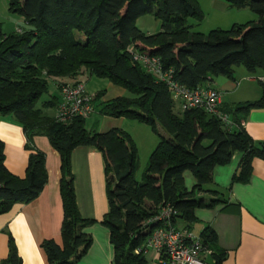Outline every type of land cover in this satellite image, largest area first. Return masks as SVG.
Segmentation results:
<instances>
[{"label": "trees", "instance_id": "16d2710c", "mask_svg": "<svg viewBox=\"0 0 264 264\" xmlns=\"http://www.w3.org/2000/svg\"><path fill=\"white\" fill-rule=\"evenodd\" d=\"M8 1L12 11L24 15L26 24L21 32H4L0 22V115L11 114L23 125L30 154L25 175L13 173L5 163V143L0 138V213L16 202L36 198L43 190L49 178L46 153L33 138L47 135L61 156L64 207L62 243L53 238L42 243L48 264L75 263L93 241L84 228L96 219L81 214L75 190L72 151L78 145H95L105 156L109 211L102 222L110 229L117 264L147 263L143 244L152 225L144 222L163 205L170 203L178 209L174 221L181 217L190 223L196 220L195 208L223 201L219 196L197 195L203 189L219 194L217 189L205 188L216 165L242 151L234 180L247 181L252 159L264 158V140H255L242 121L251 108L264 107V80H260L258 98L220 106L232 116L230 123L203 107L176 112V99L167 83L135 60L128 49L133 45L159 55L163 66L172 67L175 78L190 87L205 84L214 75L234 78L235 64L250 71L264 69V0H226L233 7L251 8L258 18L208 31L194 28L205 18L199 0ZM147 13L160 19V30L148 33L137 25V19ZM83 67L133 93L103 99L105 89H100L94 97L96 110L145 122L158 134L141 179L136 176L139 148L128 130L120 126L91 130L87 117L81 115L68 121L57 119L60 82L64 81L60 78H75ZM51 81L56 83V92H49ZM45 93L51 95L39 105ZM159 123L169 135L160 131ZM187 169L197 179L191 189L184 181ZM200 236L213 250L210 262L222 264L227 251L219 246L216 231L206 226ZM9 239L3 263L24 264L13 236ZM137 247H141L139 252Z\"/></svg>", "mask_w": 264, "mask_h": 264}, {"label": "crops", "instance_id": "0c3cea01", "mask_svg": "<svg viewBox=\"0 0 264 264\" xmlns=\"http://www.w3.org/2000/svg\"><path fill=\"white\" fill-rule=\"evenodd\" d=\"M199 2L205 11V18L198 28L201 31H208L214 27L229 28L235 22L258 18L257 13L251 8L233 7L226 0H199ZM203 24H206L208 29L204 30ZM139 27L151 33L149 28ZM153 27L154 32L161 29V25L158 24ZM237 70L243 76H248L247 71L241 67H237ZM88 72L89 69L83 67L80 73L86 81L90 78L92 80V77L88 78ZM255 72L258 73L260 90L256 85L247 84L244 80L236 83L235 73L234 78L216 77L215 80L213 77L205 85L222 89L223 97L220 106L224 103L233 104L256 99L262 93L260 80H264V70H255ZM71 78L73 77L65 76L60 79L69 80ZM254 78L251 76L250 82L254 81ZM104 89L103 99L123 95L126 92L125 87L112 81ZM98 90L92 91L96 94ZM226 92L231 99L226 98ZM94 112H99L104 117V124L99 131L107 130L112 126L127 129L124 126L125 116L106 115L98 110ZM229 118L231 119L232 116ZM242 121L245 129L255 140H264V107L251 108ZM96 122L98 119L94 118V125ZM92 129L97 130V128ZM132 136L136 140L134 134ZM0 138L5 143L7 167L13 173L24 176L30 150L26 148L27 136L23 125L13 115H0ZM33 142L46 153L49 178L36 198L28 202H16L8 211L0 213V264H4L3 260L8 256L10 235L14 238L18 254L24 264H48L47 253L42 245L43 241L50 238L58 243L63 241L61 229L64 207L60 191L61 156L47 135L36 134ZM157 142L150 135L148 143L151 144L152 150ZM242 156L243 152L237 150L229 162L215 166L212 181L206 183L205 188L217 189L218 195H214L210 190H197L199 196L207 198L219 196L224 200L213 206L195 208V221L189 223L178 217L175 223L178 226H188L194 232V227L198 225L197 234H200L206 226H211L217 233L219 246L227 251L222 264H264V158L255 156L252 159V172L249 179L237 181L234 180V175L239 169ZM105 166V156L95 145L81 144L72 151L75 190L81 214L84 217L96 219L94 223L84 228L93 236L89 249L73 264H117L114 260L115 250L111 241L110 229L102 222L109 211ZM184 172L185 185L191 189L197 182L196 176L192 171L187 173L185 170ZM143 245L147 258L146 264H167L153 246L146 245V242ZM207 259L212 260L210 256Z\"/></svg>", "mask_w": 264, "mask_h": 264}, {"label": "built area", "instance_id": "2783aa9c", "mask_svg": "<svg viewBox=\"0 0 264 264\" xmlns=\"http://www.w3.org/2000/svg\"><path fill=\"white\" fill-rule=\"evenodd\" d=\"M128 49L135 60L141 62L158 80L167 83L174 99L181 101L183 109L203 107L217 114L226 123L231 122L228 114L220 108L222 89L205 84L195 87L187 86L175 78L172 67L163 66L159 55L141 52L133 45H130ZM79 75L60 82L61 97L56 109V117L59 120L68 121L76 115L88 117L96 110L95 93L87 89L86 79ZM178 213L176 207L167 203L158 213L147 219L144 225L147 227L152 225V229L146 245L153 246L167 264H212L207 259L213 251L212 248L203 242L200 234L187 226H178L175 223L174 218ZM135 250L139 252L141 247Z\"/></svg>", "mask_w": 264, "mask_h": 264}, {"label": "rangeland", "instance_id": "374dc122", "mask_svg": "<svg viewBox=\"0 0 264 264\" xmlns=\"http://www.w3.org/2000/svg\"><path fill=\"white\" fill-rule=\"evenodd\" d=\"M194 20L193 18H191V21ZM0 22L2 23V29L4 32H11L13 30L16 31H22L23 25L26 24L25 21V17L21 12L18 11H12L9 8V1L8 0H0ZM137 25L143 27V28H149V30L152 32H154V25L158 24L159 26L161 25L160 19L157 18L154 14L152 13H147L144 15H141L138 20L136 21ZM199 25H196L194 28L198 29ZM202 28H204V30L208 29L206 24L202 25ZM206 28V29H205ZM21 29V30H19ZM148 30V29H145ZM237 67H241L242 69H244L245 71H247V75L248 76H243L241 73H239V71L237 70ZM264 70L263 68H258L257 71H262ZM234 73L236 76V83L239 82L241 83L243 80L245 83L247 84H252V85H256L257 89L260 90V85H259V80H258V73L255 71H249L244 65H238L235 64L234 65ZM88 78L92 77V80L89 79V81H86V86L90 89H88L91 93H94V91L92 90H98L101 88H107V85L110 83V80L106 77H99L96 76L94 74H90V71L87 73ZM90 76V77H89ZM254 76V81L250 82V77ZM214 79L216 80V77H222V78H226L228 79L225 75L223 74H219V75H214L213 76ZM212 82H215L212 80ZM126 89V88H125ZM57 88H56V83L55 81H51L50 83V91L49 92H56ZM126 95H132L133 93L126 89L125 92ZM51 95V93H45L42 97L41 100L39 101V105H41V101L44 98H47ZM226 98L231 99L230 95L227 94L226 92ZM182 105H181V101L179 99H176V103H175V111L176 112H181L182 111ZM97 118L98 122H96V124L94 125L93 123V119ZM104 117L99 113V112H94L92 114V116L88 117L86 119V126L91 129V128H97V130H100L99 128L104 124L103 122ZM126 126V130H128L130 133L134 134V136L136 137V142L138 144L139 147V158H138V165H137V171H136V176L137 178L141 179L142 178V173L146 167V164L148 162L150 153L152 152V147L151 144H149L148 142H150V135H152L155 139V141L159 140V136L157 133H155L151 126L145 122H141L139 120L136 119H132V118H125V123ZM159 128L160 131L165 134V135H169L170 132L161 124L159 123ZM187 173H190V169L186 170ZM185 174V172H184ZM211 185V184H209ZM195 229V233L198 231L199 227L198 225H196V227H194Z\"/></svg>", "mask_w": 264, "mask_h": 264}]
</instances>
